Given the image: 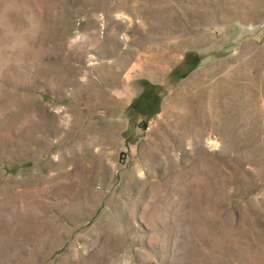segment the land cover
<instances>
[{"label": "rangeland", "instance_id": "rangeland-1", "mask_svg": "<svg viewBox=\"0 0 264 264\" xmlns=\"http://www.w3.org/2000/svg\"><path fill=\"white\" fill-rule=\"evenodd\" d=\"M0 264H264V0H0Z\"/></svg>", "mask_w": 264, "mask_h": 264}]
</instances>
